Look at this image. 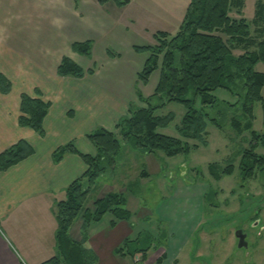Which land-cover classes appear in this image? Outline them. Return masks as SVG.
Wrapping results in <instances>:
<instances>
[{"label": "crops", "instance_id": "0c3cea01", "mask_svg": "<svg viewBox=\"0 0 264 264\" xmlns=\"http://www.w3.org/2000/svg\"><path fill=\"white\" fill-rule=\"evenodd\" d=\"M0 1V72L12 83L10 92L0 90V152L20 139L34 149L27 158L0 171V264H39L58 253L56 202L87 169L79 154L67 152L56 162L53 152L73 142L80 152L95 154L88 133L98 127L115 130L133 103L142 105L135 86L149 53L135 51L134 46L154 42L127 39L131 35L142 39L141 33L154 37L157 31L175 34L190 0H130L121 7L112 0L104 4L98 0ZM85 40L93 41L87 62L77 60L72 49L74 42ZM63 47L72 49L69 55L86 70L83 77L57 73L66 56ZM121 48L127 49L125 55ZM101 61L112 63L115 70L101 73ZM36 88L51 101L43 136L19 124L21 94L36 95ZM131 212L129 219L116 223L107 213L111 216L102 229L96 223L106 214L85 233L78 218L70 235L76 240L85 235L84 247L96 254L95 264L101 262V253L124 264L127 255L117 249L144 232L136 228ZM198 224L186 230L195 226V232Z\"/></svg>", "mask_w": 264, "mask_h": 264}, {"label": "trees", "instance_id": "16d2710c", "mask_svg": "<svg viewBox=\"0 0 264 264\" xmlns=\"http://www.w3.org/2000/svg\"><path fill=\"white\" fill-rule=\"evenodd\" d=\"M98 1L104 4L110 0ZM112 1L120 7L130 2ZM241 4V0H190L183 22L175 34L157 31L154 34L155 44L134 46L136 51L149 53L138 73L139 80L148 83L151 74L160 69L158 84L148 96L137 91L142 105L131 107L129 114L117 122L115 130L98 127L88 133V138L96 148L95 154L80 152L73 142L53 152L56 162L67 152L77 153L85 161L87 169L66 187L64 197L56 202L58 253L39 264H95L96 254L84 247L85 235L82 240L70 235L74 222L81 218L85 233L92 222L100 221L107 213L114 216L112 223L132 216L124 192L110 191L95 198L92 206L87 205L98 177L115 167L123 140H129L133 147L145 153L162 151L168 156L187 154L200 145H208L207 129L211 122L220 129L229 126L238 135L244 131L250 132L249 146L239 151V168L243 180L253 177L258 169L264 167V155L257 152L260 145L264 146V132L253 128L256 102L262 105L264 124V71L256 68L259 62H264V22L261 24L258 21H264V0L258 2L255 13L254 22L261 25L255 28L256 34L246 17L231 16L232 6ZM92 46V40L76 41L72 49L90 56ZM239 48L243 51L236 53L235 50ZM57 73L61 76L83 77L86 70L71 57L64 56ZM11 85V81L0 72L1 92H10ZM219 88L227 90L234 97L233 100L218 98L215 91ZM35 92L36 95L26 92L21 94L19 124L43 136L44 119L51 101L45 100L38 88ZM173 101L186 107L181 124L177 126L178 136L159 131L171 123L174 114H156L158 108ZM33 151L26 139L18 140L0 152V171L27 158ZM233 161V158L229 159L225 166L218 162L209 163L210 175L218 180L233 173ZM141 175L146 176L148 172L142 171ZM141 234L136 239H126L124 245L139 242ZM132 247L130 245L126 250L122 245L117 251L131 257L137 253L145 256L149 246L135 247L132 244ZM164 256L157 262L161 263Z\"/></svg>", "mask_w": 264, "mask_h": 264}, {"label": "rangeland", "instance_id": "374dc122", "mask_svg": "<svg viewBox=\"0 0 264 264\" xmlns=\"http://www.w3.org/2000/svg\"><path fill=\"white\" fill-rule=\"evenodd\" d=\"M259 1L241 0L242 4L233 5L230 12L232 17H246L254 34L257 33L255 28L261 26L259 22H264L260 19L254 22ZM141 34L142 39L131 35L127 40H137L140 44L156 43L152 34ZM61 50L71 57L72 49L63 47ZM121 50L124 55L127 53L126 48ZM97 51L101 53L102 46ZM242 51L240 48L235 50L236 53ZM74 57L87 62L92 56L75 52ZM98 64L101 73L115 70L112 63L101 61ZM256 68L264 71V62H259ZM159 77L160 69H156L148 83L138 80L136 93L141 92L144 96L152 94ZM215 95L228 101L234 98L222 88L217 89ZM137 106L141 104H132V107ZM170 112L174 114V119L159 131L178 136L177 126L181 124L186 107L173 101L156 110V114L161 116ZM253 128L264 132L260 102L255 104ZM207 130V146L200 145L187 154L175 156H168L162 151L145 153L133 147L129 140H123L115 167L98 177L87 205L111 190L124 192L129 208L135 213L133 221L136 228L144 232L139 242H129L123 247L127 250L130 245L134 248L132 244L135 247L149 246L145 256L141 253L134 257L127 255L124 264H264V167L247 180H243L239 168V151L249 146L250 132L244 131L238 135L229 126L220 129L211 122ZM257 152L264 155V146L260 145ZM231 158L235 165L233 173L218 180L210 175L209 163L218 162L225 166ZM142 171H148L149 175L142 176ZM180 193L183 194L182 198L176 197ZM110 216L106 214L96 223L97 227L102 229ZM198 222L196 231L192 232L195 229L193 224ZM238 229L246 234L248 246H239ZM163 254L162 262L158 263ZM110 263L116 264L108 255L101 253L99 264Z\"/></svg>", "mask_w": 264, "mask_h": 264}, {"label": "water", "instance_id": "95a60500", "mask_svg": "<svg viewBox=\"0 0 264 264\" xmlns=\"http://www.w3.org/2000/svg\"><path fill=\"white\" fill-rule=\"evenodd\" d=\"M237 236L239 239V246H248V242L246 240V234L242 229L237 230Z\"/></svg>", "mask_w": 264, "mask_h": 264}]
</instances>
